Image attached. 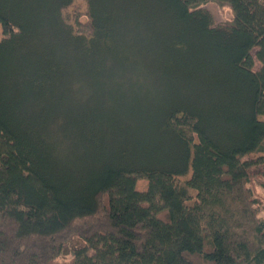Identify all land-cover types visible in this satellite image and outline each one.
I'll return each mask as SVG.
<instances>
[{"label":"trees","instance_id":"16d2710c","mask_svg":"<svg viewBox=\"0 0 264 264\" xmlns=\"http://www.w3.org/2000/svg\"><path fill=\"white\" fill-rule=\"evenodd\" d=\"M73 1L0 0V264H264V0Z\"/></svg>","mask_w":264,"mask_h":264},{"label":"rangeland","instance_id":"374dc122","mask_svg":"<svg viewBox=\"0 0 264 264\" xmlns=\"http://www.w3.org/2000/svg\"><path fill=\"white\" fill-rule=\"evenodd\" d=\"M202 7L208 9L214 19L215 24H224L231 22L234 17V12L230 4L226 2H217V1H208L202 4ZM66 21L72 25L74 30L90 33V18L88 16V3L87 0H74L68 7L63 11ZM4 36L3 28L0 23V39ZM256 49L253 50L255 55ZM261 66L260 61L255 58V69H258ZM253 157H264V152H255L251 154ZM250 156H245L244 159ZM186 177H182L184 179ZM261 181H264L263 177H259L251 183L252 188L254 189L256 195L260 198L263 204L262 215H264V184H260ZM148 181L145 178H138L137 188L139 190H145L147 188ZM73 255L71 253H62L56 257L51 264H67L72 259Z\"/></svg>","mask_w":264,"mask_h":264}]
</instances>
